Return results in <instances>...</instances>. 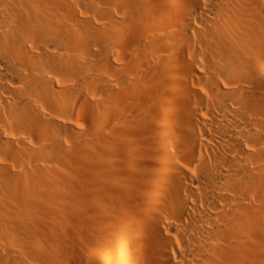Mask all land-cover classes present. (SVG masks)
<instances>
[{
	"label": "bare ground",
	"instance_id": "6f19581e",
	"mask_svg": "<svg viewBox=\"0 0 264 264\" xmlns=\"http://www.w3.org/2000/svg\"><path fill=\"white\" fill-rule=\"evenodd\" d=\"M61 262L264 264V0H0V264Z\"/></svg>",
	"mask_w": 264,
	"mask_h": 264
},
{
	"label": "rangeland",
	"instance_id": "374dc122",
	"mask_svg": "<svg viewBox=\"0 0 264 264\" xmlns=\"http://www.w3.org/2000/svg\"><path fill=\"white\" fill-rule=\"evenodd\" d=\"M52 155H53V153H52V152H50V151L48 152V150H47V156H48V157H51ZM57 264H64V262L57 263Z\"/></svg>",
	"mask_w": 264,
	"mask_h": 264
}]
</instances>
